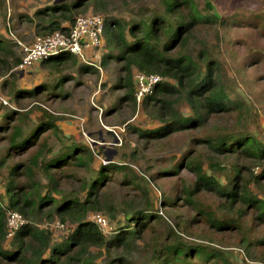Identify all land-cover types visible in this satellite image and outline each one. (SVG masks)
<instances>
[{
  "label": "trees",
  "instance_id": "trees-1",
  "mask_svg": "<svg viewBox=\"0 0 264 264\" xmlns=\"http://www.w3.org/2000/svg\"><path fill=\"white\" fill-rule=\"evenodd\" d=\"M129 1L55 2L38 11L44 23L37 24V32L41 37L60 31L69 32L79 14L89 10L109 13L120 3ZM154 1L159 9L150 11L147 16V8L140 6L138 18L109 17L105 22L104 45L107 52L101 63L105 65L111 59L120 62L124 77L115 87L120 88L121 84L127 88L117 101L131 102L134 108L138 104V88L135 77L133 79L136 71L161 76L153 91L140 101L143 112L161 125L154 129H139L138 141L145 145L178 132L204 131L197 138V144L208 154L210 165L207 169L199 157L190 155L187 158L185 165L194 172L196 180L183 188L184 201L199 209L218 236L236 233L240 235L238 243L245 248L262 244L264 238L251 237L247 233L244 219L251 214L255 221L264 223V141L248 131L250 110L228 81L224 63L215 57L213 50L202 47L194 55L189 47L197 26L218 25L224 23V19L214 14L209 0H205L203 6L198 0ZM21 61L22 56L14 50L12 41L0 35V74L16 75L12 70ZM37 63L60 73L61 78L52 84L55 89L69 81L70 75L61 73L70 67H76L80 74L100 71L93 65L81 63L67 52ZM13 92L20 100L26 92L34 96L37 91L17 88ZM49 95L64 96L58 91L49 92ZM184 105L189 110L186 113L181 110ZM118 109L112 105L109 111ZM46 115L47 119L40 121L28 133L23 126L14 125L10 149L16 152L29 150L38 143L47 128L61 132L57 123L60 117L50 113ZM49 151L52 155L41 165L43 154L39 152L24 165L23 171L19 170V163L6 166L8 175L2 180L4 194L8 196L7 204L0 197V264H141L132 257L139 248L138 241H145L147 236L153 247L149 255L152 264H230L231 253L213 242H190L174 229L168 231L165 239L161 238L153 226L156 221L166 223L153 194L157 179L142 178L123 162H110L99 164L90 182L87 177H76L74 181L80 183L79 191L66 194L59 189L60 182L56 176L73 178L76 169L92 170L96 161L95 151L78 140L62 146L54 154L51 147ZM132 157H136L135 152ZM4 165L5 161L0 160V166ZM37 168L52 184V193L40 190ZM179 168L161 171L158 176L177 173ZM71 169L73 171L69 172ZM257 169L260 170L257 172ZM20 172L27 178L25 185L16 183ZM116 172L124 175V181L137 194L125 201L121 219L115 205L108 204L100 194ZM201 191H210L215 196L219 204L216 209L203 205L196 198V193ZM160 195L159 203L164 207H174L180 198L178 194L175 198L164 192ZM10 211L19 212L26 222L6 242ZM91 211L105 212L116 223L111 236L88 219ZM52 217H57L63 225L72 221L76 226L65 239L58 241L53 231L44 225Z\"/></svg>",
  "mask_w": 264,
  "mask_h": 264
},
{
  "label": "rangeland",
  "instance_id": "rangeland-1",
  "mask_svg": "<svg viewBox=\"0 0 264 264\" xmlns=\"http://www.w3.org/2000/svg\"><path fill=\"white\" fill-rule=\"evenodd\" d=\"M57 1L59 0H0V35L12 41L17 54L23 56L21 43L31 45L45 37H41L37 32V24L44 23L37 13ZM65 1L67 0H61ZM198 2L203 6L205 0ZM209 2L214 14L224 19V23L197 26L189 47L194 55H197L202 47L213 50L215 57L224 63L229 75L228 81L236 90V95L244 98L250 110L248 131L264 141V0H209ZM140 6L147 8L146 16L150 11L159 9L158 3L154 0H130L124 4L120 3L116 10L109 13L89 10L81 14H99L103 15L105 20L109 17L128 20L130 17H140L137 12ZM99 52L102 60L107 52L106 44ZM121 65L120 62L111 59L105 65L101 63L102 71L96 74H80L76 67H70L61 74L70 75L71 78L59 89H55L52 84L61 78L60 73L42 63L32 64L23 70L17 69L16 66L12 70L17 73L14 76L0 74V160L5 161V165L0 166L2 202L7 204L8 200V196L4 194L5 185L2 180L8 175L7 165L19 163V170L23 171L24 165L39 152L43 154L41 165L52 155L50 147L54 154L62 146L78 140L95 151L94 168L90 171L76 169L73 178L56 176L62 192L77 193L80 183L74 179L87 177L90 182L95 177L97 173L95 168L97 169L99 164L123 162L130 165L140 177L157 179L153 194L158 202L157 209L162 211L161 216L166 223L156 221L153 226L162 239L167 237L170 229H174L190 242H213L227 250L231 253L230 264H264V243H256L254 247L245 248L238 243L240 235L236 233L218 236L209 222L202 217L199 209L187 205L184 201L183 188L192 185L196 180L194 172L185 165L187 158L190 155L199 157L207 169L210 165V159L206 157L208 154L197 144V138L203 135L204 131L178 132L169 138L151 140L145 145L138 141L139 129H154L161 123L143 112L141 100L137 99L138 104L135 108L131 102L117 101L120 95L127 92V88L121 84L118 86L120 88L115 87L124 77ZM137 73L139 72L134 73L133 79ZM17 88L37 92L34 96L26 92L25 96L18 100L13 92ZM57 91L65 97L49 95V92ZM112 105L119 109L109 111ZM181 110L185 113L189 111L186 105ZM45 112L60 117L57 123L61 132L56 133L54 128H47L38 143L29 150L25 152L11 150L10 135L13 126L21 125L26 133L31 132L36 124L47 119ZM9 113L11 114L8 115ZM133 152L136 154L135 158L132 157ZM177 166H180L177 173L170 172L166 177L158 176L161 171H172ZM72 171L71 169L69 172ZM36 179L43 193H52V184L48 183L40 168L36 169ZM16 183L20 185L27 183L23 172L17 175ZM162 192L173 198L176 194L180 195L178 204L174 207L160 205ZM100 194L108 204L115 205L119 219L122 218L125 201L137 195L130 184L124 181V175L117 172ZM214 197L210 191L196 193V198L203 205L216 209L219 204ZM98 212L106 219L105 233L111 236V230L116 223L107 213L91 211L88 219L93 221L92 216ZM9 213L12 211L8 212V215ZM244 220L248 227L247 233L251 237L264 238V223L255 221L251 214ZM44 225L53 231L58 241L65 239L76 226L72 221L63 225L57 217L50 218ZM7 228L6 242H9L17 229L10 228L8 224ZM138 242L139 248L134 252L133 260L141 264H152L149 255L153 247L149 242V236L145 241Z\"/></svg>",
  "mask_w": 264,
  "mask_h": 264
},
{
  "label": "built area",
  "instance_id": "built-area-1",
  "mask_svg": "<svg viewBox=\"0 0 264 264\" xmlns=\"http://www.w3.org/2000/svg\"><path fill=\"white\" fill-rule=\"evenodd\" d=\"M105 22L103 15L80 14L76 17L75 24L69 32H56L40 38L31 45L21 43L23 56L17 69L23 70L39 61L67 52L102 71V55L99 49L104 47L105 43ZM161 79L159 75L137 73V76H135L138 88L137 99L140 101L144 95L151 93ZM92 220L101 230H105L107 222L101 213H95L92 216ZM25 222L26 220L17 211H12V213L7 215V224L10 228L19 229Z\"/></svg>",
  "mask_w": 264,
  "mask_h": 264
},
{
  "label": "water",
  "instance_id": "water-1",
  "mask_svg": "<svg viewBox=\"0 0 264 264\" xmlns=\"http://www.w3.org/2000/svg\"><path fill=\"white\" fill-rule=\"evenodd\" d=\"M59 1H61V0H59ZM59 1H57V2H59Z\"/></svg>",
  "mask_w": 264,
  "mask_h": 264
}]
</instances>
